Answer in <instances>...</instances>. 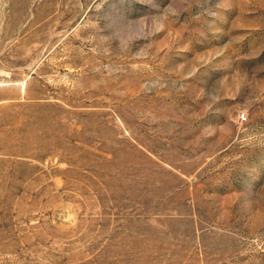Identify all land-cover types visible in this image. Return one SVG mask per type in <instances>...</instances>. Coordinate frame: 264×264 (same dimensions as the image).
Segmentation results:
<instances>
[{"label":"rangeland","instance_id":"1","mask_svg":"<svg viewBox=\"0 0 264 264\" xmlns=\"http://www.w3.org/2000/svg\"><path fill=\"white\" fill-rule=\"evenodd\" d=\"M0 264H264V0H0Z\"/></svg>","mask_w":264,"mask_h":264}]
</instances>
